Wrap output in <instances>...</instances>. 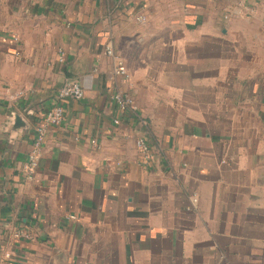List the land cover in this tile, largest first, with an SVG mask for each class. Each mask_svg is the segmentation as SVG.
Segmentation results:
<instances>
[{
  "label": "crops",
  "instance_id": "obj_1",
  "mask_svg": "<svg viewBox=\"0 0 264 264\" xmlns=\"http://www.w3.org/2000/svg\"><path fill=\"white\" fill-rule=\"evenodd\" d=\"M0 264H264V0H0Z\"/></svg>",
  "mask_w": 264,
  "mask_h": 264
},
{
  "label": "built area",
  "instance_id": "obj_2",
  "mask_svg": "<svg viewBox=\"0 0 264 264\" xmlns=\"http://www.w3.org/2000/svg\"><path fill=\"white\" fill-rule=\"evenodd\" d=\"M230 17L229 12L224 16L225 19ZM137 22H144L145 18L143 16H137L134 18ZM107 56H110L114 60V66L112 68V76L115 78H122L124 81H129L130 76L127 73L123 63L119 58H117L110 47H107L105 50ZM60 61L62 60V54H59ZM83 97V91L80 84L75 80L65 81L60 89L55 95L54 105L45 112L41 122L35 128V141L32 146V150L28 155V162L23 167V175L27 180H31L35 174L37 168L38 160L40 158L41 147L44 144V135L45 130L49 126H58L64 118V107L63 103L66 101H78ZM111 100L119 108V110L125 111L128 110L132 113L136 112V107L127 94L114 93L111 96ZM117 123V121H115ZM92 145L95 144L94 141L90 142ZM135 146L139 155L141 162L149 163L152 161L151 153L149 146L146 144L145 140L138 138L135 141ZM196 202L195 199H192V204ZM72 219V218H71Z\"/></svg>",
  "mask_w": 264,
  "mask_h": 264
}]
</instances>
